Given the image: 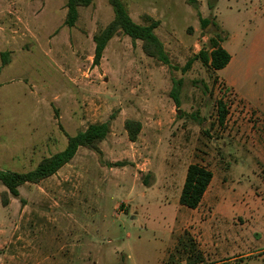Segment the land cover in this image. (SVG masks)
Listing matches in <instances>:
<instances>
[{"label":"rangeland","instance_id":"374dc122","mask_svg":"<svg viewBox=\"0 0 264 264\" xmlns=\"http://www.w3.org/2000/svg\"><path fill=\"white\" fill-rule=\"evenodd\" d=\"M121 2L135 23L158 22L169 64L124 34L95 64L108 0L79 8L74 27L67 0H0V170L29 172L69 136L110 126L99 152L79 149L6 207L0 183V264H186L202 230L179 202L191 164L213 174L200 209L224 211L203 227L206 244L231 242V258L250 256L236 264H264V0ZM212 39L231 64L184 71ZM128 120L142 126L135 142Z\"/></svg>","mask_w":264,"mask_h":264},{"label":"trees","instance_id":"16d2710c","mask_svg":"<svg viewBox=\"0 0 264 264\" xmlns=\"http://www.w3.org/2000/svg\"><path fill=\"white\" fill-rule=\"evenodd\" d=\"M189 4L195 5V0H187ZM114 10V19L109 23L98 35L94 37L95 43V64H99L103 52L111 41L117 35L124 34L131 38L133 42L141 41L143 52L151 58L163 64H169V58L165 52L162 42L155 34L158 22L151 21L149 25H139L135 23L121 0H108ZM93 0H67V13L65 25L74 27L79 16V8L89 7ZM203 26L206 27L209 21L202 20ZM211 51H200L199 54L190 59L184 71L191 68L197 60L211 68L213 71H221L225 69L230 61L231 55L217 40H211ZM8 64L7 54H3V65ZM178 93L174 92L173 97L177 103ZM219 122L224 123L227 115L225 106L222 102L218 104ZM141 123L128 120L125 128L131 141L135 142L141 131ZM110 134V126L108 123H95L88 126L85 131L77 133L75 136H69L66 147L48 158L43 159L33 170L26 173H18L6 170H0V183L6 188L2 193V204L8 206L11 197H19V188L25 184H39L42 181L56 175L64 166L68 165L76 156L81 148H87L95 152H99V145ZM120 165V164H117ZM213 174L205 166L200 164H191L187 168L185 182L180 194L179 202L182 206L189 209H197L203 200V197L212 181ZM191 242V241H190ZM193 246L194 244L191 243ZM188 256V264H201L204 259L198 252L197 256L190 251H186ZM192 255V256H191Z\"/></svg>","mask_w":264,"mask_h":264},{"label":"crops","instance_id":"0c3cea01","mask_svg":"<svg viewBox=\"0 0 264 264\" xmlns=\"http://www.w3.org/2000/svg\"><path fill=\"white\" fill-rule=\"evenodd\" d=\"M232 60H233V57H231V61L229 64H231ZM210 189L211 188H209L206 191L204 195L205 197L212 196L213 191H211ZM202 205L203 203L201 204V206ZM200 207L192 210L193 212L190 214V216L194 217L196 216L197 213L200 212V214L198 215L201 217L200 227L202 230L198 232V236H197L198 241L196 244L197 245L196 250L197 252H200L203 256L204 261L201 264H236L237 262L244 260V258H249L250 256L248 257V254L237 255L231 258V242H225V243L216 242L210 245L206 244L207 234L203 231V227L206 224L211 223L212 220L215 218L220 217L223 220L225 217L223 214L224 211L222 210V207L220 206L214 208V210L211 211L209 216H206L205 210L200 209ZM205 209H208V208H205ZM188 227H190V224ZM186 264L188 263L186 262Z\"/></svg>","mask_w":264,"mask_h":264}]
</instances>
